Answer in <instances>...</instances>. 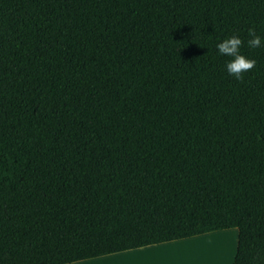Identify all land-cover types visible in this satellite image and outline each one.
<instances>
[{
    "label": "trees",
    "instance_id": "obj_1",
    "mask_svg": "<svg viewBox=\"0 0 264 264\" xmlns=\"http://www.w3.org/2000/svg\"><path fill=\"white\" fill-rule=\"evenodd\" d=\"M264 0H0V264L237 230L264 264ZM256 61L236 80L216 45Z\"/></svg>",
    "mask_w": 264,
    "mask_h": 264
},
{
    "label": "rangeland",
    "instance_id": "obj_2",
    "mask_svg": "<svg viewBox=\"0 0 264 264\" xmlns=\"http://www.w3.org/2000/svg\"><path fill=\"white\" fill-rule=\"evenodd\" d=\"M237 230L209 233L196 241L177 243L167 250L172 264H231L236 251Z\"/></svg>",
    "mask_w": 264,
    "mask_h": 264
},
{
    "label": "crops",
    "instance_id": "obj_3",
    "mask_svg": "<svg viewBox=\"0 0 264 264\" xmlns=\"http://www.w3.org/2000/svg\"><path fill=\"white\" fill-rule=\"evenodd\" d=\"M196 238L197 237H193L186 240L163 243L159 245H150L135 250L124 251L72 264H172L170 258L168 257L167 250L177 243L193 240L196 241ZM231 264H233V262Z\"/></svg>",
    "mask_w": 264,
    "mask_h": 264
},
{
    "label": "clouds",
    "instance_id": "obj_4",
    "mask_svg": "<svg viewBox=\"0 0 264 264\" xmlns=\"http://www.w3.org/2000/svg\"><path fill=\"white\" fill-rule=\"evenodd\" d=\"M249 36L251 39L247 41V44L250 48L264 46L262 45L261 37L256 35L254 30L249 29ZM242 43L239 37L232 36L216 45L218 54L232 58L226 64V71L238 81L243 79L244 73L251 71L256 66V61L254 59H249L240 53Z\"/></svg>",
    "mask_w": 264,
    "mask_h": 264
},
{
    "label": "bare ground",
    "instance_id": "obj_5",
    "mask_svg": "<svg viewBox=\"0 0 264 264\" xmlns=\"http://www.w3.org/2000/svg\"><path fill=\"white\" fill-rule=\"evenodd\" d=\"M236 249V248H235Z\"/></svg>",
    "mask_w": 264,
    "mask_h": 264
}]
</instances>
